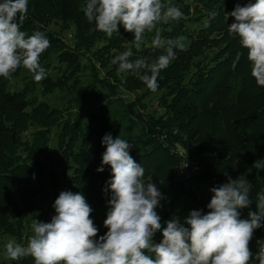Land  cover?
I'll return each mask as SVG.
<instances>
[{"label": "trees", "instance_id": "trees-1", "mask_svg": "<svg viewBox=\"0 0 264 264\" xmlns=\"http://www.w3.org/2000/svg\"><path fill=\"white\" fill-rule=\"evenodd\" d=\"M86 3L87 0H28V18L21 30L29 35L42 31L50 40L51 47L40 57L41 66L52 56H57L66 69L60 78L47 77L38 83L37 90H9L14 77L24 68L17 69L11 80L0 77V233L22 238L24 225L18 218L17 198L30 200L39 194L36 183L41 178L30 165L39 163L48 153L49 131L58 123V117L49 113L46 106H38L32 96L38 91L47 94L65 89L70 75H79L82 71L80 52L83 50L93 51V57L106 68L112 64L113 68L105 70L107 75L116 77L118 84L127 90L163 94L160 115L148 116L142 102H131L125 106L123 116V122L130 123L124 132L131 133L135 128L141 132L128 141L133 145L130 155L144 168L145 181L151 178L161 192L163 198L158 208L170 210L161 218L162 228L176 215L184 198L194 204L193 210L207 214V205L213 195L210 189L227 183L229 178L235 180L241 176L253 186L251 205L240 211V218L248 219L250 211H257L256 194L264 193V169L253 167L256 161L264 164V87L258 86L251 76L247 49L242 47L239 37L228 30L235 22L228 13L237 4L245 6L252 2L206 1L205 18L209 26L205 27L198 17L190 15L192 5L188 0H162L165 5L178 7L184 15L179 20L159 23L157 28L161 37L168 40L182 36L185 47L174 49L175 59L161 70L155 92L149 90L135 72L118 74V64L112 63L117 55L129 48L133 52L131 61L138 58L155 61L164 54L163 48L151 46L155 30L145 33L138 50L133 43L134 33L125 31L123 25H119V32H114L111 37L97 31L94 22L90 23L82 10ZM213 12L217 13L214 18ZM53 20L76 27L75 49L67 47L48 30ZM188 24L196 26L189 30ZM33 84L37 86V82ZM31 122L45 131L37 134L32 145L26 147L28 154L23 160L18 153V148L23 147L20 134ZM60 127L58 147L74 165L70 175L65 174L68 183L76 193L85 196L91 208L107 203L111 196L108 182L112 171L109 165H102L106 150L102 139L106 134H111L114 139L120 136L119 128L105 116L100 119L99 129H92L83 122L77 126L65 123ZM87 133L91 140L89 147L81 146L76 150L77 137ZM186 165L188 168L184 169ZM101 166L104 170L98 172ZM185 218L183 216L182 223ZM261 224L255 231L264 243V221ZM162 238L161 230L154 235L153 242L159 243ZM249 247L253 253L250 264H259L253 245ZM23 264H34V260L25 258Z\"/></svg>", "mask_w": 264, "mask_h": 264}, {"label": "clouds", "instance_id": "clouds-1", "mask_svg": "<svg viewBox=\"0 0 264 264\" xmlns=\"http://www.w3.org/2000/svg\"><path fill=\"white\" fill-rule=\"evenodd\" d=\"M82 10L87 20L94 22L95 29L109 37L123 25L125 31L134 33L133 43L138 50L145 33L155 30L151 46L164 49L155 61H131V48L112 60L118 64V74L135 72L155 92L161 70L175 59L174 49L185 47L182 36L162 39L157 25L179 20L183 12L162 0H87ZM216 15L211 13L213 18ZM228 15L235 18L228 30L247 49L251 76L258 86L264 87V0L245 6L237 4ZM27 18L28 0L0 2V77L11 80L17 69L24 68L35 82L41 83L47 76L40 57L51 43L42 31L29 35L21 30ZM204 26H209L208 20ZM102 144L106 146L102 165H109L112 171L108 182L109 210L103 222L108 229L106 234L95 239L99 230L91 218L93 209L82 193L62 191L54 202L56 215L51 222L33 221V235L26 246L8 240L4 245L5 258L15 261L32 257L34 264H250V241L264 221V193L256 194L257 211H250L248 219H241L239 209L252 203L253 186L245 177L229 178L227 183L212 187L207 214L192 210L184 223L173 217L162 228L156 211L162 194L151 178L145 181L144 168L130 155L133 145L120 136L114 139L111 134L103 137ZM253 167L261 170L264 164L256 161ZM103 170V166L97 169ZM161 230V242L154 243V235ZM255 258L264 264V243H260Z\"/></svg>", "mask_w": 264, "mask_h": 264}, {"label": "rangeland", "instance_id": "rangeland-1", "mask_svg": "<svg viewBox=\"0 0 264 264\" xmlns=\"http://www.w3.org/2000/svg\"><path fill=\"white\" fill-rule=\"evenodd\" d=\"M206 1L210 0H188L192 5L190 15L204 22L206 20V11L204 5ZM238 3L246 4L247 2L254 3L255 0H237ZM168 4V3H166ZM180 6L185 7L181 3ZM229 18L232 17L229 15ZM194 24H188L187 29L193 30ZM48 30L60 38L64 44L75 49L76 27L74 25H67L59 20H53L48 25ZM82 71L80 74H72L71 80L68 81L65 89H56L50 93L33 94L32 99L37 105L47 107L49 113L55 114L58 117L57 126L49 131V147L48 153L40 159L37 164L32 163V166L41 178L39 183H36V190L39 193L34 199L23 200L18 196L20 206V214L18 218L23 221L24 230L21 239L12 237L11 235L0 233V264H23L25 258L20 260L7 259L4 256V245L10 239H14L17 243L27 245L28 238L33 235L32 223L35 220L42 222H51V219L56 215L53 207L55 200L62 191H71L76 193L71 183L65 174L70 175L73 170V163L64 155L59 149L57 141L61 133V127L65 123L77 126L79 122L99 129V122L101 117H109L113 126H117L120 130V137L130 141L133 137L141 134L140 130L135 128L131 133L124 132L125 128L130 126V123L123 122L125 106L131 102H142L146 108L148 116H157L162 113L160 105V98L163 94L161 92L147 93L146 91L133 92L127 90L122 85L118 84L117 78L112 75H107L105 71L110 67H104L101 62L94 58V52L81 51ZM46 70V76L53 79H58L65 71V65L59 63L57 56H52L51 59L42 65ZM119 79V78H118ZM34 79L32 75L26 70H20L19 74L14 77L9 86L10 91H19L26 88L38 89L33 84ZM104 83V84H103ZM103 84V86H102ZM111 88V90H109ZM31 94V95H32ZM164 113V110H163ZM131 128V127H130ZM134 128V127H133ZM40 126L35 123H29L27 129L20 134V145L18 148L19 156L23 160L27 158V148L32 145L34 137L43 132ZM93 131V130H92ZM89 134L85 136H78L76 150L79 147H89ZM91 136V135H90ZM93 139L95 138L92 135ZM70 148V147H69ZM185 169V167H184ZM46 170V172H44ZM46 178V179H45ZM194 204L188 199H183L181 205L177 208L176 215L180 222H183V216L187 217L190 211L193 210ZM91 218L98 228V235L96 238L106 234L108 229L104 226V220L107 218L108 204L92 208ZM158 215L163 218L170 210L169 208H157ZM241 211V209H239ZM31 258V257H29ZM31 260V259H29Z\"/></svg>", "mask_w": 264, "mask_h": 264}, {"label": "built area", "instance_id": "built-area-1", "mask_svg": "<svg viewBox=\"0 0 264 264\" xmlns=\"http://www.w3.org/2000/svg\"><path fill=\"white\" fill-rule=\"evenodd\" d=\"M187 168H188V165L185 166V169H187ZM260 243H263V241L260 239L258 233L256 231H254V234H253V237H252V239L250 241V244L253 245L255 253H258Z\"/></svg>", "mask_w": 264, "mask_h": 264}]
</instances>
